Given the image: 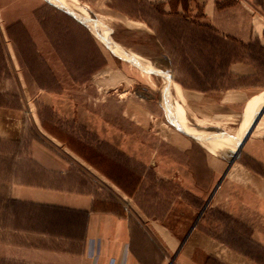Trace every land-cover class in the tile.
Segmentation results:
<instances>
[{
	"label": "rangeland",
	"instance_id": "374dc122",
	"mask_svg": "<svg viewBox=\"0 0 264 264\" xmlns=\"http://www.w3.org/2000/svg\"><path fill=\"white\" fill-rule=\"evenodd\" d=\"M168 3L166 11L179 16L165 17L162 7L143 0H79L98 16L100 32L91 24H80L58 0H0V90H5L0 103L10 106L8 113L21 116L11 123L15 132L0 139V176L29 179L35 169L26 153L50 150L70 165L81 192L112 198L128 195V208L138 221L172 232L177 240L169 245L171 252L156 242L168 264H190L192 252L184 242L198 231L236 249L219 252L220 258H209V264H251L233 261L237 251L264 264V250L252 241L253 212L246 211L244 220H238L236 203L232 210L220 199L214 202L223 183L211 200L232 160L194 139L162 95L166 69L177 94L180 87H241L252 91L249 95L264 92V70L246 81L226 80L220 67H226L228 46L192 19H200L203 11L199 8L193 15L192 0ZM95 31L111 37L116 48H126H122L126 55L107 48ZM229 51L236 57L260 59L255 49L246 51L237 44L230 43ZM186 94L177 99L190 105ZM215 100L200 112L187 105L183 114L205 141L230 154L250 131L246 133L247 123L264 102V94L248 104L242 125L240 115L229 125L198 126L196 114L212 116L219 111L213 106L219 99ZM216 125L231 134L219 132ZM13 150H21V166L15 173L5 160ZM243 161L241 152L236 162ZM36 176L38 183L50 181L40 170ZM6 192L1 186L0 194ZM227 194L237 200V189ZM205 258L196 253L193 259L202 263Z\"/></svg>",
	"mask_w": 264,
	"mask_h": 264
},
{
	"label": "crops",
	"instance_id": "0c3cea01",
	"mask_svg": "<svg viewBox=\"0 0 264 264\" xmlns=\"http://www.w3.org/2000/svg\"><path fill=\"white\" fill-rule=\"evenodd\" d=\"M168 1L143 0L148 5L161 4L164 12H167ZM224 1L228 0H192L193 15H196L199 8L203 11L200 19H192L201 28L209 27L217 39L228 46L226 58L231 55L230 43L246 51L255 49L256 55L260 56L259 60L242 55L236 57V61L232 55V63L226 64L225 68L220 67L226 80L246 81L259 70L261 73L264 70V0H230L231 4L228 5H224ZM4 91L0 90L3 99ZM184 92L191 103L186 104L185 99L180 101L184 106H196L199 112L200 108H208L211 102L216 101L215 98L219 99L213 105L219 113L214 112L212 116L196 114L194 120L198 126L203 122L229 125L240 115L241 124L248 104L264 94L249 95L252 91L241 87L209 90L180 87L178 97L180 95L185 98ZM193 99L196 101L192 103ZM9 108L0 103V139L9 138L15 132L11 123L19 122L21 118L20 115L8 113ZM263 118L243 146L244 161L236 162L226 177H223L221 192L214 199V202L220 199L223 205L232 207V210L236 203L238 216L235 218L238 220H244L242 214L245 215L246 211L253 212L255 221L252 241L262 250L264 129L258 130V127ZM217 125L214 128L219 132L230 133ZM20 151L13 150L5 159L14 173L16 170L19 172L17 168L21 166ZM26 154L29 157L25 159L35 169L33 176L32 171L29 179H22L17 174L10 179L0 176V187L7 188L6 193L0 194V264H168L158 243L171 252L169 245L177 240L176 236L157 223L145 226L142 221H138L134 212L128 208V195L112 198L93 192H81L78 189L80 179L71 175L70 165L62 158L50 150H29ZM38 170L43 174L42 178L50 181L38 183ZM234 189H237L236 201L227 194ZM228 214L234 217V212L229 211ZM195 233L189 236L188 243L184 242V246L186 244L185 247L188 246L192 252L189 253L190 264H209V258H220L219 252L236 251L226 243L216 242L208 234L198 231L199 234L194 236ZM196 253L205 254L202 263L193 259ZM234 255L238 258L232 259L237 263H244L241 261L243 259L251 264H262L238 251ZM226 263L234 264L230 261Z\"/></svg>",
	"mask_w": 264,
	"mask_h": 264
},
{
	"label": "bare ground",
	"instance_id": "6f19581e",
	"mask_svg": "<svg viewBox=\"0 0 264 264\" xmlns=\"http://www.w3.org/2000/svg\"><path fill=\"white\" fill-rule=\"evenodd\" d=\"M61 4H63L65 7H67L69 9L70 13H73L76 15L77 18H81L83 20L88 21L86 24H91L94 27H96L98 29V31L102 32L103 28H101L100 26L96 25V20H98V16L94 13V14H90L89 11L90 8H88L87 6H81L79 4V0H58ZM106 31V30H104ZM120 35V34H119ZM105 38H109V40L114 41L111 37L104 35ZM115 42V41H114ZM117 43V42H116ZM118 44V43H117ZM120 45V44H119ZM121 49L123 48V50H126V48H124L122 45ZM167 56V55H166ZM154 61V60H153ZM152 65L158 69L163 68L161 65H154L153 62H151ZM148 68V67H147ZM164 69V68H163ZM171 69V68H170ZM166 72V79L163 83V89H162V95L164 96V98L166 99V104L167 107L169 109V111L171 112V114L178 119L181 124L183 125V127L191 134V136L194 137V139H196L198 142L202 143L203 145L207 146L212 152H214L217 156L218 154H225V156L227 155L229 158L230 162L231 160H233L234 158V152H236V150L238 149L237 147L234 148V151L230 154H228L222 147H213L212 145H210V143H208L207 141H205L203 139V137L201 136V134L193 127H191L189 120L186 118V116L183 114V107L184 104L177 99V93L175 92V89L173 87H171V81H170V71H168L167 69L165 70ZM179 94V93H178ZM170 103V104H169ZM169 104V105H168ZM264 109V102H261L258 107H257V111L255 112V114L253 115V117L251 118V120L247 123L246 126V133L250 130V128L253 126V123L255 121V119L258 117V115L262 112V110ZM244 119V118H243ZM245 120V119H244ZM205 124V123H204ZM215 125V124H214ZM242 125V124H241ZM244 128V127H243ZM242 129V127H241ZM264 129V118L261 122V124L258 127V130H262ZM245 130V129H244ZM245 133V132H244ZM260 133V132H259ZM263 133V132H262ZM227 134V133H226ZM244 135V134H243ZM214 140V139H213ZM216 140V139H215ZM214 140V141H215ZM223 141V140H222ZM225 142V141H224ZM223 142V143H224ZM217 143V142H216ZM226 143V142H225ZM223 157V156H222ZM228 160V159H227Z\"/></svg>",
	"mask_w": 264,
	"mask_h": 264
},
{
	"label": "water",
	"instance_id": "95a60500",
	"mask_svg": "<svg viewBox=\"0 0 264 264\" xmlns=\"http://www.w3.org/2000/svg\"><path fill=\"white\" fill-rule=\"evenodd\" d=\"M69 15H70V14H69ZM70 16L73 17V18H75L80 24H82V25L88 27V25L86 24L88 21L83 20V19H81V18H77V17L72 16V15H70ZM95 36H96V38H97L99 41L103 42L107 48H109V49H111V48L118 49V48H116V47L113 45V43H112L110 40H108L107 38H105L101 33H98L97 31H95ZM118 51H119L121 54H125V52H123L122 49H118ZM125 55H126V54H125ZM263 116H264V109H263L262 112L258 115V117L255 119L252 128H251L250 131L247 133V135L243 138V141L240 143V145H239V147H238V152H237V154L234 156L233 160L231 161L230 166H229V169H228V171L226 172L224 178L226 177V175H227L228 172L230 171L231 167L236 163L238 157L240 156V154H241V152H242L243 146L245 145V143L247 142L248 138L251 136L253 130H254L255 127L258 125V123L261 121V119H262ZM224 178H222V180H221L220 183L218 184V187L216 188L214 194L212 195L211 200H212L213 197L215 196V194H216L218 188L221 186V184H222ZM211 200H210V201H211ZM209 203H210V202H208L206 208L209 206Z\"/></svg>",
	"mask_w": 264,
	"mask_h": 264
},
{
	"label": "trees",
	"instance_id": "16d2710c",
	"mask_svg": "<svg viewBox=\"0 0 264 264\" xmlns=\"http://www.w3.org/2000/svg\"><path fill=\"white\" fill-rule=\"evenodd\" d=\"M150 6H152V7H155V8H158V9H160V10H162L160 7H162L161 5H157V6H155V5H150ZM157 9V10H158ZM162 14H163V16H171L173 13H174V11H173V13H166V12H164L163 10H162ZM174 14H177L178 16H179V14L176 12V13H174ZM205 29H208V30H211L209 27L208 28H205ZM212 31V30H211ZM232 55L230 56V57H227L226 58V60H225V63L227 64V65H230L231 63H232V61H233V59H232ZM235 59H237L236 58V56H235Z\"/></svg>",
	"mask_w": 264,
	"mask_h": 264
}]
</instances>
